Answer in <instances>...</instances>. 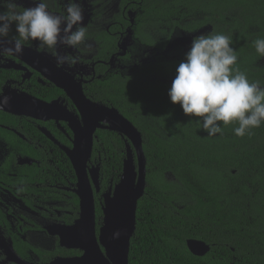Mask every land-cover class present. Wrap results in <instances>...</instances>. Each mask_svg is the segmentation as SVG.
I'll return each instance as SVG.
<instances>
[{
	"label": "trees",
	"instance_id": "1",
	"mask_svg": "<svg viewBox=\"0 0 264 264\" xmlns=\"http://www.w3.org/2000/svg\"><path fill=\"white\" fill-rule=\"evenodd\" d=\"M147 6L158 15L153 24L169 25L173 36L201 29L231 36L239 69L264 86V57L253 44L264 38V0H168ZM183 53L168 58H185ZM169 88L159 79L120 81L96 98L120 108L143 134L148 185L138 203L129 263L264 264V125L244 137L235 136V125H229L223 135L210 137L200 118L170 102ZM97 135L93 158L102 159L107 187L108 177L120 179L127 142L110 130L99 129ZM60 157L75 180L69 157L65 152ZM189 238L204 240L211 250L195 255Z\"/></svg>",
	"mask_w": 264,
	"mask_h": 264
},
{
	"label": "flooded vegetation",
	"instance_id": "2",
	"mask_svg": "<svg viewBox=\"0 0 264 264\" xmlns=\"http://www.w3.org/2000/svg\"><path fill=\"white\" fill-rule=\"evenodd\" d=\"M161 1L82 0L87 41L79 49L63 45L57 49L77 62L58 67L51 53L39 50L36 42L29 43L26 45L29 49L22 53H30L27 58L15 54L0 57L4 61L0 63V90L4 94L10 86L9 90L18 95L30 94L48 102L61 98L77 113L73 99L52 78H67L70 85H81L88 98L103 103L106 102L96 98L120 81L159 79L171 87L175 69L184 58H169L180 50L186 54L191 45L167 50L173 37L171 27L160 24L158 28L153 24L158 15L147 11L150 9L147 3L163 4L168 0ZM17 3L22 7L34 6L32 0ZM66 3L67 0H49L50 10L63 14ZM154 8L156 12L159 7ZM147 37L149 42H145ZM12 63L17 66H8ZM11 107L15 109L13 104ZM22 108L29 111L24 105ZM73 136L64 120H45L0 108V264H95L85 261L84 239H74L68 228L81 216L80 197L75 191L78 178L76 175L73 180L71 170L62 168L66 164L58 156L65 152L60 144L73 146ZM101 160L92 156L89 164H100V190L94 188L95 230L99 246L105 252L99 240L104 223L103 193L118 181L108 177L104 187Z\"/></svg>",
	"mask_w": 264,
	"mask_h": 264
},
{
	"label": "clouds",
	"instance_id": "3",
	"mask_svg": "<svg viewBox=\"0 0 264 264\" xmlns=\"http://www.w3.org/2000/svg\"><path fill=\"white\" fill-rule=\"evenodd\" d=\"M32 4L22 7L17 0H0V43L11 45L0 57L22 54L27 44L36 42L39 50L53 55L58 67L74 65L73 56L57 49L58 45L79 49L87 41L82 0H67L63 14L52 12L49 0H32ZM253 44L257 56L264 57V38ZM232 45L231 36L215 31L194 36L167 92L170 102L179 104L185 115L200 118L210 137L223 135L229 125H235L232 130L237 137L264 125V86L239 69ZM8 99L0 90V107Z\"/></svg>",
	"mask_w": 264,
	"mask_h": 264
},
{
	"label": "water",
	"instance_id": "4",
	"mask_svg": "<svg viewBox=\"0 0 264 264\" xmlns=\"http://www.w3.org/2000/svg\"><path fill=\"white\" fill-rule=\"evenodd\" d=\"M202 33H204L203 29L195 34H176L167 50H175L179 46H184L186 49L187 44L191 45L193 37ZM7 46L11 45L0 43V51ZM27 48L25 46L23 52H26ZM15 55L24 58L31 56L30 53ZM177 56L179 55L174 54L171 57ZM8 66L17 65L12 63ZM57 75L59 76L60 73ZM60 78L61 80L53 78L51 80L73 99L77 113L70 110L61 98L48 102L30 94L18 95L16 91L9 90L10 86L8 89L5 88L3 94L9 98L8 103L0 108L45 120L51 118L64 120L68 123L74 133L73 146H66L56 141L70 158L78 178L75 191L80 197L81 216L75 224L68 227L71 235L73 234L74 239L79 240L81 237L84 239L85 261H93L95 264H130V245L137 228L138 203L148 185L143 134L117 107L88 98L81 85H70L66 81L67 78L66 80L64 77ZM11 104L15 109H12ZM22 105L29 111L23 109ZM99 129L116 131L127 141V153L120 179L103 193L104 223L100 229L99 240L105 247V252L99 246L95 230L94 188L100 190V164H89ZM187 244L190 251L198 256L206 255L211 250V245L201 239L189 238Z\"/></svg>",
	"mask_w": 264,
	"mask_h": 264
}]
</instances>
